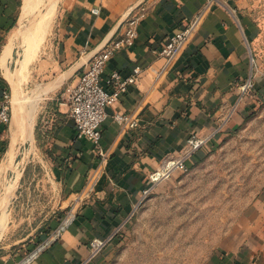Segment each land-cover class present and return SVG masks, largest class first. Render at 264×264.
I'll return each instance as SVG.
<instances>
[{"label": "crops", "instance_id": "0c3cea01", "mask_svg": "<svg viewBox=\"0 0 264 264\" xmlns=\"http://www.w3.org/2000/svg\"><path fill=\"white\" fill-rule=\"evenodd\" d=\"M205 1L58 0L42 40L36 39L37 45L33 40L35 47L26 66L29 77L21 81L25 95L35 103L32 117L28 113L25 117L28 136L23 139L31 138V125L40 124V137L54 158L49 162V178L64 207L71 205L93 175L98 179L69 224L54 226L40 238L36 245L46 243L45 248L29 264H94L89 242H108L117 234L154 185L151 174L167 160L180 158L190 135L205 139L204 147H216L264 117V57L257 47L261 22L253 12V0H212L187 47L157 82L163 64L158 54L161 46ZM23 3L0 0V55L18 25L34 14L36 0L34 10L27 14H23ZM138 4L144 16L133 45L109 58L101 84L108 88L105 80L112 71L126 77L139 67L142 73L107 110L99 141L106 160L99 165L98 152L91 142L76 137L75 126L66 107L58 104L57 95L75 81L94 53L122 33L123 19ZM92 8L99 12L92 14ZM16 44L21 41L13 39L7 62ZM2 67L0 62V93L9 89ZM247 79L253 89L241 96L238 85ZM113 111L134 114L138 126L121 128L111 118ZM17 131L11 103L9 124H0V166L13 138L20 139ZM243 214L241 228L231 229V241L220 246L215 264H264V199L247 202ZM23 255L2 250L0 264H20Z\"/></svg>", "mask_w": 264, "mask_h": 264}, {"label": "rangeland", "instance_id": "374dc122", "mask_svg": "<svg viewBox=\"0 0 264 264\" xmlns=\"http://www.w3.org/2000/svg\"><path fill=\"white\" fill-rule=\"evenodd\" d=\"M57 2L36 0L34 14L13 32L12 39L21 44L15 45L12 58L5 63L11 74L5 80L20 139L11 163L0 172V209L4 185L14 178L15 163L20 170L7 206L0 251L22 252L23 256L52 227H60L71 206L64 207L57 199L58 191L49 178V162L54 158L40 137V124L31 125V138L23 139L28 136L25 117L35 106L21 87V81L29 77L27 67L20 68L26 51L23 32L48 6L56 9ZM253 10L261 22L257 47L264 57V0H253ZM1 72L4 76L3 67ZM258 198L264 199V117L216 147L202 146L186 161L184 170L172 169L155 181L117 234L97 253L94 264H215L220 246L231 241V229L241 228L247 202Z\"/></svg>", "mask_w": 264, "mask_h": 264}, {"label": "built area", "instance_id": "2783aa9c", "mask_svg": "<svg viewBox=\"0 0 264 264\" xmlns=\"http://www.w3.org/2000/svg\"><path fill=\"white\" fill-rule=\"evenodd\" d=\"M212 0H206L202 8L192 16L177 32L167 37L159 50V56L163 64L159 70L157 82L167 74L175 62L178 60L184 49L189 44L192 36L200 27L205 15L209 12ZM98 8H92L91 13L97 14ZM144 16V8L138 4L129 9L122 21L123 31L120 35L108 40L101 49L94 53L84 64L81 72L75 81L65 85L57 95L59 105L66 107V113L72 120L76 137L84 138L93 144L94 149L100 156V164L106 160V156L99 149L101 138V124L107 117V110L117 104L130 85L137 82L142 70L135 67L129 76L122 77L119 72L112 71L105 80L108 88L101 84V74L109 58L119 50H127L132 45L137 36V25ZM241 96L249 94L253 89V83L247 79L238 85ZM113 122L123 129H133L138 126V118L134 114L113 111L111 113ZM11 119V92L3 89L0 93V124L8 125ZM205 139L190 135L187 139V149L184 154L177 159H169L159 171L151 174L150 179L157 181L161 177L168 175L172 169H185L186 161L195 151L199 150ZM97 174L93 175L86 187L80 191L72 200L70 210L60 227H66L73 219L76 209L83 199L92 191ZM70 219V220H69ZM106 240L93 239L89 242L90 256L94 257L105 246ZM46 243L38 244L20 262L29 264L45 248Z\"/></svg>", "mask_w": 264, "mask_h": 264}, {"label": "bare ground", "instance_id": "6f19581e", "mask_svg": "<svg viewBox=\"0 0 264 264\" xmlns=\"http://www.w3.org/2000/svg\"><path fill=\"white\" fill-rule=\"evenodd\" d=\"M33 2H34V0H24L23 14H27L31 11V8L32 9L35 8V5L33 6ZM54 12H55L54 5L48 6L45 9L44 13H42L39 16V18L36 20V22L33 24V26L29 30H27L25 33L23 32L25 42H26V51H25V54L23 56L24 58L20 61V66H21L20 68L27 66L28 62L30 61L31 50H34V48H33L34 44L33 43L35 41V44H36V39H37V42L42 40V36L44 35L45 29L49 26V24H50V22L54 16ZM12 41H13V39H11L8 42V44L4 47L2 54L0 55V62L3 65V68L5 70V76L7 78H10V76H9V71L7 70V68L5 66V62H6V59L10 56ZM30 111L31 112H29V116L31 118L33 110L31 109ZM16 143H17V140L13 138L12 145L6 154L3 163L0 166V172L1 173H3V171H5V169L8 167V164L11 163V160L13 159V152H14ZM19 166H20L19 163H15V165L12 168L14 178L8 179V181L4 185L3 190L5 191V196L2 200V204H3L2 208L0 209V235L3 232V230L7 224V216H8L7 215L8 214L7 213V206L10 202V198L12 197L13 190L15 188V181H17L16 179L19 177V170H20Z\"/></svg>", "mask_w": 264, "mask_h": 264}]
</instances>
